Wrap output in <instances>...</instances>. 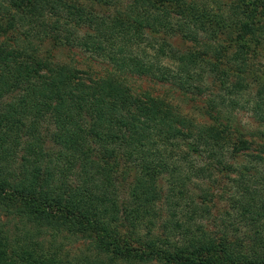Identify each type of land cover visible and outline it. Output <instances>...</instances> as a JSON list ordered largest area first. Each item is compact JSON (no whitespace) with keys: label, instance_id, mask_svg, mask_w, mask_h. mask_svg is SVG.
<instances>
[{"label":"trees","instance_id":"1","mask_svg":"<svg viewBox=\"0 0 264 264\" xmlns=\"http://www.w3.org/2000/svg\"><path fill=\"white\" fill-rule=\"evenodd\" d=\"M1 217L0 264H264V0H0Z\"/></svg>","mask_w":264,"mask_h":264},{"label":"rangeland","instance_id":"2","mask_svg":"<svg viewBox=\"0 0 264 264\" xmlns=\"http://www.w3.org/2000/svg\"><path fill=\"white\" fill-rule=\"evenodd\" d=\"M67 53H64V55H66ZM71 53L69 54V57H71ZM73 57V56H72ZM75 60H77L79 62V66L81 68H86V64L85 61L83 63V61H81L80 57H76L75 56ZM93 69L100 71V67L96 64L93 65ZM132 86L138 91V92H146V93H150L153 96H168V95H172L173 93L170 91V89L167 86L164 85H158L155 84L153 81H150L149 79H138V78H134L132 81ZM175 98V97H173ZM181 99V98H180ZM174 102H178L180 103L182 106H184L186 109H189V106L191 105L188 101H184L183 99L179 100L178 96H176V99H174ZM237 120L239 123L242 124H246V123H250L251 121V114L250 112H247V110L243 109V110H239V112L237 113ZM256 125H254L255 128ZM2 220H4V218L1 217V222ZM67 248L72 247L73 248V253H75L78 248V244H76L74 242V244L70 245H66ZM76 248V249H75ZM79 250V249H78Z\"/></svg>","mask_w":264,"mask_h":264}]
</instances>
